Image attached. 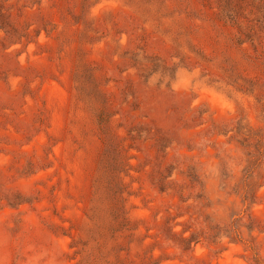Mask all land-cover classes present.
Segmentation results:
<instances>
[{
  "label": "rangeland",
  "instance_id": "obj_1",
  "mask_svg": "<svg viewBox=\"0 0 264 264\" xmlns=\"http://www.w3.org/2000/svg\"><path fill=\"white\" fill-rule=\"evenodd\" d=\"M0 264H264V0H0Z\"/></svg>",
  "mask_w": 264,
  "mask_h": 264
},
{
  "label": "trees",
  "instance_id": "obj_2",
  "mask_svg": "<svg viewBox=\"0 0 264 264\" xmlns=\"http://www.w3.org/2000/svg\"><path fill=\"white\" fill-rule=\"evenodd\" d=\"M249 172H250V169L248 168L246 170L245 175H247V174H249V175H248V177H246L247 179L244 180V186H245V188H244L245 195L243 194L244 201L249 200L250 198H252L251 189L253 188V186L255 184V182L253 180L252 181H248L250 179V176H251Z\"/></svg>",
  "mask_w": 264,
  "mask_h": 264
}]
</instances>
